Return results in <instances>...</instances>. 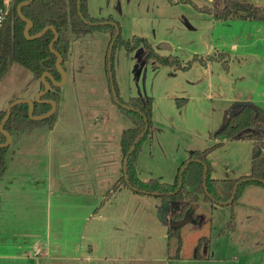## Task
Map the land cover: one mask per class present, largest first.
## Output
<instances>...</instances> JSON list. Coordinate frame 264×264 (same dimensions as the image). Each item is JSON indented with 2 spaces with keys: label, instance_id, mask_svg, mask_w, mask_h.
Listing matches in <instances>:
<instances>
[{
  "label": "rangeland",
  "instance_id": "1",
  "mask_svg": "<svg viewBox=\"0 0 264 264\" xmlns=\"http://www.w3.org/2000/svg\"><path fill=\"white\" fill-rule=\"evenodd\" d=\"M193 1L211 5L210 0ZM249 1L264 8V0ZM87 5L92 16L111 15L116 19L124 38L144 36L154 49L178 55L183 62L191 60L195 54L205 53L209 46L212 47L211 53L231 50L233 55L248 58L242 80L237 78L242 71L238 61L228 68L220 61H213L210 66L197 61L191 69L177 70L145 62L141 47L130 55L123 48L115 50L113 65L119 95L124 99L139 94L153 97L152 123L157 130H152V136L150 134L151 137L145 138L142 143L137 158V170L141 177H162L168 182L174 181L178 168L191 149H203L214 143L212 132L223 125L234 101L247 98L264 105V20L216 21L211 14L200 12L190 3L173 4L169 0H87ZM87 38L81 41L83 59L92 72L82 75L80 81L89 84L96 78L94 72L98 73L96 68L103 58L104 44L101 36L89 34ZM162 43H168L172 49L161 48ZM234 45L238 47L234 48ZM136 65H140V73ZM31 78L34 77L30 71L17 61L11 58L3 61L0 66V111L6 109L16 97L31 95V90L40 83L30 81ZM181 96L189 100L178 107L175 98ZM251 152L250 141L230 140L210 156L215 164L214 174L225 177L231 176L234 170L236 174L239 171L249 172ZM135 195L142 203L151 200L146 194ZM243 199L249 204L258 205L260 209L236 207L234 214L238 230L236 226L229 225L231 207H213L211 202L201 200L205 216L197 228L183 226L181 256L191 255L193 258L197 235L210 233L212 251L218 256H232L234 248H238L240 243L245 244V253L236 252V257L228 258L226 264H264V248L256 250L264 245V187L247 189ZM142 206L134 203L126 218L86 223L80 234L86 236L99 232L104 249L122 254L124 251L128 253L131 246L132 264H160L151 257L164 253L167 256L166 264H170L167 259L176 254L177 238L169 237L167 232L162 236L157 225L145 218ZM78 228V225H67V238L81 240L79 246H86L88 238L78 239ZM219 233L223 237L217 239ZM259 236L262 239H257ZM145 244H148V253L144 250ZM0 252L4 250L0 249ZM0 264L35 263L0 259ZM172 264L189 263L176 260Z\"/></svg>",
  "mask_w": 264,
  "mask_h": 264
},
{
  "label": "crops",
  "instance_id": "2",
  "mask_svg": "<svg viewBox=\"0 0 264 264\" xmlns=\"http://www.w3.org/2000/svg\"><path fill=\"white\" fill-rule=\"evenodd\" d=\"M210 1L212 3V0ZM93 35L102 37L105 52L108 36L102 33ZM85 37L72 42L71 56L66 63L65 70L62 68L66 79L60 85L62 86V98L57 105V116L53 127L49 130L37 129L28 134L11 137L6 169L0 175V249L4 250L0 252V259L24 260L35 264L42 262L44 264H132L134 258L131 254V246L128 253L124 251V254L106 250L101 244L102 237L99 232L85 236L80 234V231L86 223L107 221L111 218H126L134 203L143 204L141 207L143 215L157 225V230L163 233L162 236H165L167 232L170 224L168 217L170 204L162 203L157 197L147 194L146 197L151 200L142 203L127 187L120 186L116 190L112 189L123 167L119 145L120 133L130 125V122L110 99L103 58L99 60V67L96 68L98 73L94 72L95 80L93 78L89 84L80 81V76L88 74L89 71L92 72L82 56L84 49H82L83 42L81 41L88 40L87 36ZM237 47L234 45V48ZM211 48L209 46L205 49V53L198 55L206 59L208 55L227 53L229 66L233 67V64L238 61L242 71L237 78L244 79L243 72L249 63L247 56L233 55L231 50L211 53ZM213 61L218 60H207L205 66H210ZM78 64L85 66L82 72L78 71ZM33 77L30 81L42 83L41 77ZM47 81L50 84V79ZM40 83L31 90V95L16 97L13 100H34L35 95L42 91ZM182 97L189 100L186 96L176 98ZM237 101H251V99L245 98L234 102ZM258 105L264 107L262 104ZM154 129L157 130L153 126L152 130ZM150 134L152 136V133ZM213 140L215 143L220 139L213 138ZM228 142L230 140H226L224 146ZM250 142L253 147V141ZM211 163L213 176L219 177L214 174L215 164L212 161ZM250 171L245 173L239 171L236 174L234 170L231 176L219 178L238 177L249 174ZM259 186L264 187L262 185L255 187ZM200 202L195 210L197 216L191 214L184 222L185 227L200 226L199 223L205 216ZM212 205L213 207L228 206L218 203H212ZM240 207L256 211L260 209L258 205L249 204L244 199ZM67 225L80 226L78 239L88 238L89 242L86 246L82 244L79 246L81 240L67 238ZM234 226L237 230L239 229L237 223ZM205 235L211 236L210 233H199L195 246L199 238ZM221 237L223 234L219 233L217 239ZM257 239L262 238L259 236ZM212 243L205 258L196 259L192 253L193 258L191 255L180 258L170 255L167 260L170 264L175 263L176 260H184L189 264H226L225 261L228 258L236 257V252L245 253L246 251L245 244L240 243L238 248L233 249L232 256L224 254L218 256L212 251ZM147 245H144V250L148 253ZM263 248L264 245L258 246L256 250ZM37 249L39 252L36 253ZM227 249L230 248L227 247ZM166 258L165 253L151 257L160 264H166Z\"/></svg>",
  "mask_w": 264,
  "mask_h": 264
},
{
  "label": "trees",
  "instance_id": "3",
  "mask_svg": "<svg viewBox=\"0 0 264 264\" xmlns=\"http://www.w3.org/2000/svg\"><path fill=\"white\" fill-rule=\"evenodd\" d=\"M23 1L26 0H11L9 13L0 32V66L4 60L11 58L29 70L33 76L41 77L47 71L55 81L59 82L62 79V74L55 66L57 56L51 52L49 47L54 38V32L47 29L38 37L27 39L24 36L26 22L17 13V5ZM169 1L173 4L190 3L200 12L211 14L216 21L264 20V8L249 0H212L211 5L203 6L198 5L193 0ZM1 3L2 0H0ZM21 11L24 17L31 21V27L28 31L30 36H35L47 26H52L57 32L58 36L53 42V49L61 55L60 65L64 70L71 56L73 41L80 40L89 34L102 33L108 36L103 63L110 99L130 122V125L121 131L119 139L122 159L124 160L127 156L126 178L122 167L120 177L112 189L116 190L120 186H124L135 193L153 195L162 203L170 204L168 210L170 224L167 234L169 237L177 238L178 246L174 257H181L184 222L191 214L197 216L195 210L202 199L211 203L230 206L232 214L229 225L234 226V212L236 207L243 205L242 197L245 191L252 186H264V107L252 101L234 102L226 113L227 122L212 132V137L220 140L203 149H191L187 159L178 168L174 181L168 182L160 177L142 178L137 170V158L143 141L150 136L153 129V97L139 94L130 95L126 99L122 98L118 93L113 65L114 52L119 48H123L125 53L130 55L141 47L145 54V62L170 66L177 70L191 69L195 61H200L205 65L207 60L221 61L228 68V54L220 52L217 55H208L206 59L195 54L191 60L186 62L172 53L161 54L144 36L133 35L130 38H124L121 35L119 22L111 15L106 17L90 15L87 0H80L79 6L77 0H31L30 3L21 8ZM78 11L81 12L83 19L79 16ZM111 44L112 54L108 67V51ZM83 67H85L83 64H78V71L82 72ZM112 85L118 102L114 100L112 95ZM40 89H44L42 83H40ZM61 98L62 86L50 82L49 90L41 96V99L54 101L56 103L55 111L48 117L33 119L28 115L29 104L24 101L17 102L11 107L10 115L3 124L4 130L13 138L37 129H51L56 121L57 105ZM187 101L188 99L184 97L176 98L178 106ZM50 108V102L34 101L32 115L45 114ZM5 114L6 109L0 111V123ZM145 122L148 124L146 131L128 154L133 142L142 132ZM223 137L226 140L253 141L249 174L233 178L213 176L210 155L225 144L226 140L222 139ZM5 141L6 136L0 131V143ZM9 149L10 145L0 147V175L6 169ZM231 199L232 201L229 202ZM211 243V236H201L194 247V258H205Z\"/></svg>",
  "mask_w": 264,
  "mask_h": 264
},
{
  "label": "water",
  "instance_id": "4",
  "mask_svg": "<svg viewBox=\"0 0 264 264\" xmlns=\"http://www.w3.org/2000/svg\"><path fill=\"white\" fill-rule=\"evenodd\" d=\"M31 0H26V1H23L21 3H19L17 5V13L18 15L20 16L21 19H23L25 22H26V26L24 28V36L27 38V39H31V38H34V37H38L39 35H41L43 32H45L47 29H51L53 30L54 32V38L52 39V41L50 42V50L52 53L56 54L57 56V59L55 61V66L58 68V70L61 72L62 74V79L61 81L57 82L55 81L52 76L46 71L44 72L42 75H41V81H42V84L44 85V89L42 91H40L39 93H37L34 97V100H28V99H20V100H14L12 101L6 108V114L4 116V118L2 119L1 123H0V131L6 136V141L3 142V143H0V147H3V146H9L10 142H11V135L4 130L3 128V124L5 122V120L9 117L10 115V110H11V107L17 103V102H27L29 104V109H28V115L33 118V119H42V118H45V117H48L49 115H51L55 109H56V103L52 100H48V99H41V96H43L50 88V84L48 83V81L46 80V78L50 79V81L55 84V85H62L64 82H65V79H66V75H65V72L64 70L62 69L61 65H60V62H61V55L59 53H57L54 49H53V42L55 41V39L57 38V32L54 30V28L52 26H47L45 27L41 32L37 33L35 36H30L28 31H29V28L31 27V21L27 18L24 17L22 11H21V8L24 6V5H27L28 3H30ZM77 4L79 6L80 4V0H77ZM79 13V16L83 19V16L81 14L80 11H78ZM116 37V35H115ZM115 39V38H114ZM113 39V41H114ZM112 41V43H113ZM162 48H168V49H172V46L169 45L168 43H162L161 45ZM112 54V44L110 45L109 47V51H108V67L110 65V56ZM142 65V64H141ZM136 69H138V73L141 72V68H140V65H136L135 66ZM111 90H112V95L114 97V100L116 102H118L117 100V97H116V93H115V89H114V86L112 85L111 86ZM34 101L36 102H50L51 104V108L50 110L45 113V114H42V115H39V116H33L32 115V109H33V105H34ZM228 118H226L225 120V123L227 122ZM148 127V124L147 122H145V125H144V128L142 130V132L140 133V135L136 138V140L133 142L128 154L130 153L131 149L133 148L134 144L138 141V139L144 134V132L146 131ZM126 160H127V156L124 158L123 160V171H124V176L126 178ZM232 199L229 201L231 202Z\"/></svg>",
  "mask_w": 264,
  "mask_h": 264
},
{
  "label": "built area",
  "instance_id": "5",
  "mask_svg": "<svg viewBox=\"0 0 264 264\" xmlns=\"http://www.w3.org/2000/svg\"><path fill=\"white\" fill-rule=\"evenodd\" d=\"M10 6L11 0H2V3L0 4V32L9 13ZM37 252H39V249L36 250V253Z\"/></svg>",
  "mask_w": 264,
  "mask_h": 264
}]
</instances>
